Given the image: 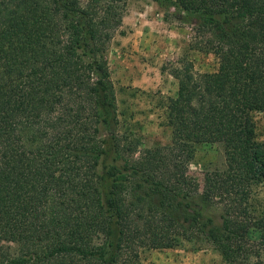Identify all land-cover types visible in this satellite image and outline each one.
<instances>
[{"label":"trees","instance_id":"1","mask_svg":"<svg viewBox=\"0 0 264 264\" xmlns=\"http://www.w3.org/2000/svg\"><path fill=\"white\" fill-rule=\"evenodd\" d=\"M126 0H0V264H139L142 248L198 240L226 264H264V0H152L193 19L217 68L172 70L171 141L120 129L104 52ZM225 167L189 174L199 143ZM259 232L251 241L250 229Z\"/></svg>","mask_w":264,"mask_h":264},{"label":"rangeland","instance_id":"2","mask_svg":"<svg viewBox=\"0 0 264 264\" xmlns=\"http://www.w3.org/2000/svg\"><path fill=\"white\" fill-rule=\"evenodd\" d=\"M122 13L121 23L104 52L113 83L120 129L130 132L140 149L166 145L171 129L166 124L169 97L176 95L178 81L172 70L185 59L197 72H212L217 59L212 53L194 47L193 19L181 12L164 9L152 0H126L114 3ZM128 13L125 22L123 18ZM256 139L264 143V114L254 112ZM225 167L220 143H199L189 164V174L202 185L204 173ZM252 213L264 216V182L253 188ZM251 241L259 232L249 231ZM139 264H226L207 243L182 240L170 248L145 247L139 251Z\"/></svg>","mask_w":264,"mask_h":264},{"label":"crops","instance_id":"3","mask_svg":"<svg viewBox=\"0 0 264 264\" xmlns=\"http://www.w3.org/2000/svg\"><path fill=\"white\" fill-rule=\"evenodd\" d=\"M128 13H129V12H127V13L125 14V16H124V18H123V22H125V19L127 18Z\"/></svg>","mask_w":264,"mask_h":264}]
</instances>
